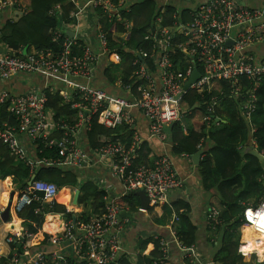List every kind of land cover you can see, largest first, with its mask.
Wrapping results in <instances>:
<instances>
[{"label":"built area","instance_id":"1","mask_svg":"<svg viewBox=\"0 0 264 264\" xmlns=\"http://www.w3.org/2000/svg\"><path fill=\"white\" fill-rule=\"evenodd\" d=\"M68 1L75 8L70 17L74 24H64L65 27L50 32L53 48H35L26 55H22V51L19 55H0L1 82L20 75H42L53 82L45 91L34 90L23 95L0 92V108L6 109L17 124L12 126L6 121L0 125V144L28 166L31 173L42 167L85 168L90 159L80 137L91 130L94 120L109 130L125 126L134 130L128 133L125 143L116 141L94 149L97 162L107 166L125 184L127 194L143 192L152 205H169L170 194L182 190L185 182L168 153L149 163L142 162L140 152L146 141L135 127L137 121L133 111L139 110L148 122L149 137L165 144L171 125H181L186 132L184 120L191 112L184 106V100L190 92L199 93L202 98L210 97L204 104L202 118L208 126L220 122L217 109L224 97L237 102L249 126L252 150L264 158V149L258 150L254 137L258 92L264 83V59L257 60L246 53L251 46L264 43L263 8L246 7L238 0H209L194 6H174L176 11L170 12L171 0H164L143 39L151 48L137 46L127 50L135 68L132 81L125 83L120 79L107 90L93 86L96 71L109 58L115 63L122 61L114 55L102 21L121 28L119 37L128 42L134 20L124 14H130L131 6L145 0ZM7 10L22 15L28 13L27 7L18 0H0V17ZM57 11L59 6L54 7L50 15ZM180 54L181 59L175 63L174 57ZM194 70L199 71L200 78L186 90ZM215 85L228 88V92L214 90ZM46 91L59 92L60 106L71 105L75 114L69 119H53L47 108ZM21 138L29 139L32 144L41 142L44 147L39 153L51 150L55 151V157H29ZM60 192L56 184L35 180L17 198L18 213L36 203L41 204L47 214L61 205L65 211L53 215L59 218L61 227L49 236V245L25 258L18 253L12 254V264H119L121 233L127 222L122 214L127 207L105 195L101 214L86 222L73 209L59 202ZM241 205L244 232L257 244L259 238L264 239V197L258 205L250 202ZM209 218L213 222L219 220L214 210H210ZM179 221L180 218L174 216L169 228L173 242L188 259L201 263L196 246H185L181 242L175 227ZM24 236L33 237L26 232L10 235L5 242L12 245ZM153 239L158 251L153 264H167L169 243L159 236ZM248 244H242V256H254L257 264H263L264 258L261 259L257 252L245 253L243 249Z\"/></svg>","mask_w":264,"mask_h":264},{"label":"trees","instance_id":"2","mask_svg":"<svg viewBox=\"0 0 264 264\" xmlns=\"http://www.w3.org/2000/svg\"><path fill=\"white\" fill-rule=\"evenodd\" d=\"M18 1L22 5L25 3V0ZM56 6H59V11L51 16L50 12ZM174 6L175 5L169 4L168 8L170 12L176 11V7ZM158 8L156 0H145L131 6V13L124 14V17L134 20L133 33L131 40L128 42L123 41L119 37V34L122 32L121 28L117 25H109L102 21L105 32L109 37L110 47L115 51L114 55L119 58V61H122V66L120 68V75H113L111 72V65L119 62L115 63L109 58V60L104 62L99 68V70L101 68L103 69L105 75L103 84L100 87L94 85L95 87L110 90L108 87L115 86L120 79H123L125 83L132 81L131 76L135 72V68L132 67L133 57L127 50L128 48L137 46H143L146 50L151 48L150 45L143 43V39L158 13ZM74 10L73 4L68 0H28L27 15H22L20 13L16 14L13 23H9L2 32L0 44L8 45L14 49L22 47H34L38 50L53 48L54 45L52 44L50 32L65 27L64 24L73 25L74 21L71 20L70 17ZM23 54L22 51V55ZM181 57V54L175 56V63L181 59ZM55 86L57 89L59 88V85ZM216 87L217 85H215L214 90L228 92V88L226 87ZM46 93L49 99L47 108L53 114V119L56 120L63 117L69 119L70 116L72 117L75 114L71 109V105L60 106L62 100L59 96V92L56 91V94H52L50 91H46ZM258 97L259 101L254 115L257 132L254 137L258 150L261 151L264 149V83L258 92ZM209 98L210 97L207 95L202 98L201 95L196 92L187 94L184 100V106L191 114L186 118V132L183 131L181 125L176 124L174 128H169V140L168 143L165 144L170 145L172 153L178 157L182 155L193 157L199 151L197 144L201 140L206 141V145L209 147L205 146L206 148L204 149H206L208 153L206 157H203L198 166L199 176L206 189L216 191L225 208L220 222L212 225V228L214 227L215 229L214 231H218L221 240L220 258H218L216 263L238 264L239 255L237 251L232 250L239 246L240 237L237 240L235 234L240 231L243 225L241 220L243 206L241 203L243 201L251 202L249 200L253 199L255 202L254 204L258 205L260 200L263 199L264 161L261 162L247 147L249 146V126L240 113L241 111L238 103L234 100H230L226 97L222 99V111H224L227 116L223 118L218 113L221 120L223 119V121H225L221 123L219 127H210L202 120L205 114L204 104L208 102ZM6 121L12 126H17L15 119L9 115L7 110L0 108V125ZM135 127L138 130L137 124H135ZM121 129H125L127 134L130 133V131H134L125 126L115 130H109L100 126L98 122L94 120L91 130L86 136L87 144H84L94 150L98 147L113 143L121 132L125 133ZM33 145L37 146L40 158H52L56 155L55 151L51 150H43V153L40 154V150L44 147L41 142H37ZM145 146H147L146 143L143 145L142 150ZM5 147H0V185L7 177H13L19 185V196L29 187L28 183L32 176H36V181L56 184L60 189L68 186H78L80 191L85 192L84 196L80 198V203L88 207L89 205L87 202L93 199L92 205L95 210V212H93L94 215L98 216L101 214L104 204V193H99L95 188L90 192L84 180L78 184L81 174L75 171L77 169L60 168L57 166L42 167L37 170V172L31 173L29 167L23 162H20L17 166L14 162L17 158ZM146 160L147 161L142 160V162L149 163V157ZM7 161L9 165L6 163ZM9 181L10 180H8V182ZM139 202L140 199L135 193L129 194L118 201L119 204L130 207H135L136 204L139 205ZM15 204L16 202L10 207L11 221L15 222L18 219H23L26 222V231L30 234H37L43 225V215L45 214V212L40 213V211L42 212L43 210L41 204L36 203L33 206L26 207L19 213L16 211ZM59 209L60 208L56 206L51 212L55 213L61 211ZM90 209L92 212V206ZM90 219L91 218L87 215L84 216L83 219L81 218V220L86 222L90 221ZM180 221L181 223L177 231L181 242L185 246L194 245L196 242L197 228L192 224L189 218H187V215L180 214ZM15 224L16 231L19 232V222H15ZM20 241L26 244L27 239H24V242L23 240ZM150 241L151 240L142 241L140 243L141 247L146 248ZM14 253H18L19 255L23 254L21 249H16ZM150 256L151 259L140 257L138 258V262L140 264H153L152 260L158 256V251L155 250ZM119 264L129 263L127 260L121 258Z\"/></svg>","mask_w":264,"mask_h":264},{"label":"crops","instance_id":"3","mask_svg":"<svg viewBox=\"0 0 264 264\" xmlns=\"http://www.w3.org/2000/svg\"><path fill=\"white\" fill-rule=\"evenodd\" d=\"M28 1V0H25ZM181 3V0H178ZM188 3L184 6H194L198 4H204L209 0H186ZM242 5L250 8H263L264 9V0H238ZM28 9V4L25 5ZM16 11L7 10L0 17V38L2 37V32L6 29V26L9 23H12L14 20ZM91 21L93 19L90 17ZM235 34V32H234ZM25 48L14 49L8 45L0 44V55H19L20 51L24 53ZM30 49V50H29ZM29 50V51H28ZM35 51L34 47H28L26 54H31ZM246 53L248 56H252L257 60L264 59V43L259 46H251ZM105 75L103 69H98L95 74V78L93 80V86L96 85L100 87L103 84V79ZM53 82L42 75H20L10 81L1 82L0 81V92L8 91L12 92L16 95H23L31 91H45L48 87L52 86ZM95 87V86H94ZM110 89V87H108ZM221 104V103H220ZM219 104L218 113L226 118V113L222 111L223 106L221 107ZM221 110V111H220ZM241 113V112H240ZM133 114L137 121L138 131L141 137L146 141L147 146L143 148L140 156L141 159L147 161L146 159L149 157V162L155 159L157 156L162 155L164 153L170 154L173 159V163L175 165L176 171L179 177L184 180L185 186L180 191L172 192L169 196V205L166 206H155L150 205L145 209L142 205V200L140 199L139 205L136 204L135 207L126 206L127 209L122 214L123 218L127 220L124 224L122 233H121V245H122V253L121 258L128 261L129 264H140L138 262V258L146 257L147 259H151V254L157 248V242L154 239H151L155 236H159L164 238L169 243V259L167 261L168 264H218V258H220V249H221V240L219 238L218 231H214L213 224L220 222V218H222L225 208L222 205L220 198L218 197L216 191L208 190L205 188L204 183L202 182L199 172L198 166L193 163L192 157L188 156L187 158L183 156H176L172 153V148L168 144H163L159 140L151 139L149 137V129L148 122L144 119L139 110H134ZM242 115V113H241ZM243 116V115H242ZM244 118V117H243ZM186 120V119H185ZM184 120V124L186 121ZM246 121V120H245ZM225 121L220 120V122L210 124V127H219L221 123ZM255 123V122H254ZM256 125V124H255ZM175 127V125H174ZM173 127V128H174ZM249 128V127H248ZM172 129V128H171ZM125 132V129H121ZM87 133H83L80 137V143L83 145L86 152H88L90 162L83 169H77L75 171L80 172L81 178L78 181V184L83 180L87 182V186L94 184V187L99 193H104V195H110L113 198L117 199V202L122 200L124 197L129 194L126 193L125 184L115 177L111 170L97 162V158L94 154V150L87 147L86 140ZM128 134L125 132H121L119 137L114 141L124 142L127 139ZM23 147L26 152L29 154L31 158L40 157L36 146L33 145L30 140L26 138H21ZM202 140L197 144L199 150H203L204 154L201 158L207 155L206 141ZM85 143V144H84ZM249 150L253 153L251 144L249 143ZM4 145L0 144V147ZM86 146V147H85ZM206 146V147H205ZM5 147V146H4ZM6 148V147H5ZM200 161V162H201ZM15 164L18 166V159L14 160ZM9 165V162H6ZM37 172V171H36ZM33 177V176H32ZM8 180H10L8 182ZM96 184V185H95ZM73 187V186H68ZM74 197L72 198L71 193L66 190L61 191L58 197V200L61 204H65L70 207L78 214L82 219L84 216H88L89 218H93L95 215L93 212V199H90L88 203L87 212L83 210L84 204L80 203V198L84 196V191H80L78 186H74ZM80 192L78 197L77 204L74 203V199L77 192ZM64 193V194H63ZM70 193V194H69ZM61 194H63V198H61ZM137 196V195H136ZM19 197V185L16 183L15 179L11 176L7 177L2 184L0 185V262L1 264H12V254L16 251V249H21L23 252V257L25 258L32 252H35L41 249L43 246L49 245L47 239L53 233H56L60 230L61 222L59 218L53 217L48 218V216H53L57 213H63L64 206H59L58 212L47 214L45 208H43V225L39 229L37 234H32V238L28 237H20L16 244L8 245L5 242V239L10 235H24L26 231V222L23 219H18L15 222H19V232L14 233L13 228L16 229L15 222L10 219V207ZM92 206V212L90 207ZM210 210H214L217 212L219 220L217 222H213L210 217ZM8 211L7 222L4 220V214ZM181 215H187V218L192 222V224L197 228L196 234V242L195 246L199 257L201 259V263L191 261L188 259L182 250L173 242L172 236L170 235L169 228L171 226L172 220L174 216H178L180 218ZM181 221L175 225L176 230H178ZM240 231L242 232L241 238L239 240V246L232 251H237L238 264H256V258H251L252 256H242L241 247L242 244L246 241L247 232H244L243 226H241ZM255 237V236H254ZM253 238V237H252ZM27 239L26 244L22 243L20 240ZM151 240L150 243L146 246V248H142L140 243L142 241ZM153 240V241H152ZM250 238H248L249 242ZM263 243V242H262ZM23 244V245H22ZM245 253H252L251 250H255L258 252L260 258H264V244L263 245H255L253 244L250 248L245 247L243 249ZM11 255V256H10ZM7 260V261H4Z\"/></svg>","mask_w":264,"mask_h":264},{"label":"water","instance_id":"4","mask_svg":"<svg viewBox=\"0 0 264 264\" xmlns=\"http://www.w3.org/2000/svg\"><path fill=\"white\" fill-rule=\"evenodd\" d=\"M231 43L232 42L229 41V44H231ZM27 49H28V47H26L24 49V55H26ZM199 78H200L199 71L198 70H194L192 77L190 78L189 82L185 86V89L188 90L191 87V85H193ZM173 127H174V125H171L170 129L173 128ZM203 154H204V151L203 150H199L192 157L193 163L195 165L198 166L200 164V161H201V158H202ZM253 155L256 156L261 162L264 161V158L260 154H258L256 151H253ZM35 179H36V176H33L31 178L30 182L28 183V185L31 186L32 183L35 181ZM79 194H80V192L78 191L76 193V196H75V199H74V203L75 204H77V202H78ZM136 195L142 200L143 208L146 209L148 207V205H150V199L148 198V196L145 193H143V192L137 193ZM7 217H8V211H6L5 214H4L5 222H7ZM73 220L76 221V216H73Z\"/></svg>","mask_w":264,"mask_h":264},{"label":"rangeland","instance_id":"5","mask_svg":"<svg viewBox=\"0 0 264 264\" xmlns=\"http://www.w3.org/2000/svg\"><path fill=\"white\" fill-rule=\"evenodd\" d=\"M180 2H181V3H179L178 0H171V1L169 2V4H171V5H175V6H177V7H181V6H184L185 4L188 3L186 0H181ZM156 3H157V6H159L161 3H164V0H156ZM27 4H28V1H25L24 5H22V6H25V5H27ZM121 66H122V62H119V63H117V64H113V65H111V72H112V74H113V75H115V74L120 75V68H121ZM220 106H221V107L223 106V105H222V102H221ZM49 116L52 117V114L50 113ZM185 121H186V120H185ZM248 149H249V148H248ZM248 151H249V150H248ZM85 183H87V182H85ZM95 185H96V184H95ZM94 188H97V186L94 187V184L88 186V189H89L90 192H92ZM64 190H66L67 193H68V191H69V192L71 193L72 198L74 197V191H75V188H73V187H64V188H61L60 191L63 192ZM70 193H69V194H70ZM84 194H85V192H84ZM249 201H251L250 203H252V204L255 203L253 199H251V200H249ZM241 202H242V201H241ZM244 202H246V201H243L242 203H244ZM242 203H241V204H242ZM83 207H84L83 210H84L85 212H87V208H86V206H83ZM241 235H242V232H241V231H239L238 233L235 234V237L237 238V240H238L239 237L241 238ZM251 251H253V250H251ZM251 258H253V256H252ZM254 259H255V257H254ZM255 263H256V261H255Z\"/></svg>","mask_w":264,"mask_h":264},{"label":"bare ground","instance_id":"6","mask_svg":"<svg viewBox=\"0 0 264 264\" xmlns=\"http://www.w3.org/2000/svg\"><path fill=\"white\" fill-rule=\"evenodd\" d=\"M64 194V193H63ZM63 194H61V198H63ZM48 218H53V216H48L47 217V219ZM58 218V217H57ZM16 225V224H15ZM13 232L14 233H17V231H16V229L15 228H13ZM246 241L248 242V237L246 238ZM259 242L257 243L258 244V246L259 245H263L264 244V239L263 238H259V240H258ZM263 242V243H262ZM249 244H248V246H246V247H248V248H250L253 244H255V245H257L256 243H255V240H253V238L251 237L250 238V240H249V242H248ZM250 252H256L255 250H253V251H250ZM258 253V252H257ZM259 255V254H258Z\"/></svg>","mask_w":264,"mask_h":264},{"label":"clouds","instance_id":"7","mask_svg":"<svg viewBox=\"0 0 264 264\" xmlns=\"http://www.w3.org/2000/svg\"><path fill=\"white\" fill-rule=\"evenodd\" d=\"M61 190V189H60Z\"/></svg>","mask_w":264,"mask_h":264}]
</instances>
